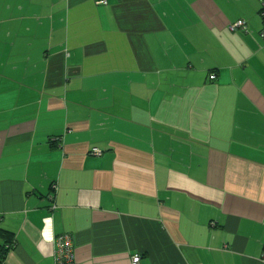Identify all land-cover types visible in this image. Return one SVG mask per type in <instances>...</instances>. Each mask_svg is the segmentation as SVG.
<instances>
[{"label":"crops","instance_id":"0c3cea01","mask_svg":"<svg viewBox=\"0 0 264 264\" xmlns=\"http://www.w3.org/2000/svg\"><path fill=\"white\" fill-rule=\"evenodd\" d=\"M100 1L0 0L1 264H264V0Z\"/></svg>","mask_w":264,"mask_h":264},{"label":"built area","instance_id":"2783aa9c","mask_svg":"<svg viewBox=\"0 0 264 264\" xmlns=\"http://www.w3.org/2000/svg\"><path fill=\"white\" fill-rule=\"evenodd\" d=\"M100 3H106L105 1H100ZM262 22H264V1L261 3V9L259 12ZM233 29L235 28H245V23L243 21L237 22V24L233 25ZM261 37L264 39V28L261 31ZM210 80L215 79V74H211L209 76ZM93 154L99 155V151L97 149L92 150ZM54 250H53V259L54 264H74V238L70 234H63L56 236L54 238ZM129 264H140L139 255H133L130 258Z\"/></svg>","mask_w":264,"mask_h":264},{"label":"trees","instance_id":"16d2710c","mask_svg":"<svg viewBox=\"0 0 264 264\" xmlns=\"http://www.w3.org/2000/svg\"><path fill=\"white\" fill-rule=\"evenodd\" d=\"M12 234L5 230H0V264L2 263L8 248L11 246Z\"/></svg>","mask_w":264,"mask_h":264}]
</instances>
